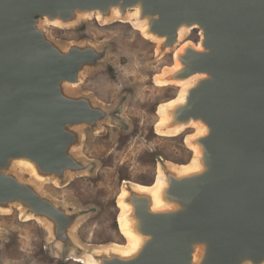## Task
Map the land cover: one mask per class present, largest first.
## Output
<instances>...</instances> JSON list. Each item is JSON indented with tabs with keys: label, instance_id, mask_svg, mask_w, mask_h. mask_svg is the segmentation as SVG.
<instances>
[{
	"label": "water",
	"instance_id": "95a60500",
	"mask_svg": "<svg viewBox=\"0 0 264 264\" xmlns=\"http://www.w3.org/2000/svg\"><path fill=\"white\" fill-rule=\"evenodd\" d=\"M136 1L0 0V206L17 203L24 214L27 209L26 215L56 225V238L64 245L72 243L68 231L76 217L6 170L11 163L17 166L15 157L27 155L40 174L57 182L67 172L84 174L92 164L81 163L71 153L79 152L75 148L83 143L82 127L108 116L120 123L124 118L121 107L108 113L87 99L66 95L65 88H70L66 81L82 79L83 67L101 55L92 47L62 50L39 24H46L48 16L60 17L64 26L91 9L101 10L104 18L113 17L112 5L121 4L126 13ZM148 14L155 15L152 28L167 35L164 51H173L182 22L203 30L207 48L188 49L182 76L206 72L210 78L190 94L186 107L176 110L172 125L202 117L212 129L201 139L210 168L201 176L180 180L175 169L162 165L172 184L167 196L182 205L175 213L156 214L152 197L127 184L132 216L141 220L137 228L150 239L134 257L115 248L89 261L194 264L192 242L205 240L204 264H240L245 255L260 262L264 258V0H144L143 16Z\"/></svg>",
	"mask_w": 264,
	"mask_h": 264
},
{
	"label": "rangeland",
	"instance_id": "374dc122",
	"mask_svg": "<svg viewBox=\"0 0 264 264\" xmlns=\"http://www.w3.org/2000/svg\"><path fill=\"white\" fill-rule=\"evenodd\" d=\"M106 18L103 23L77 16L63 27L47 26L44 21L39 24L49 41L62 50L71 46L97 50L101 58L85 65L80 85L65 88V93L87 99L108 113L121 107L124 122L108 116L82 127V149L71 153L81 163L92 164L91 168L84 174L67 172L63 179L57 178L59 186L41 184L11 163L6 173L38 190L76 220L68 231L72 243L64 245L56 238V225L37 215L41 222L27 220L19 214L18 204H11L10 214H0V264H85L96 254L111 252L125 242L117 203L125 183L151 185L159 163L174 170L192 156L185 143L190 130L166 136L156 129L159 106L178 93L172 84L155 82V77L173 64L174 51L158 50L129 19ZM199 39L196 29L185 40L197 43ZM25 211V215L29 213Z\"/></svg>",
	"mask_w": 264,
	"mask_h": 264
},
{
	"label": "bare ground",
	"instance_id": "6f19581e",
	"mask_svg": "<svg viewBox=\"0 0 264 264\" xmlns=\"http://www.w3.org/2000/svg\"><path fill=\"white\" fill-rule=\"evenodd\" d=\"M112 15L118 20L124 21L129 19L134 29L141 34L144 39L150 40L157 45V49L160 50L161 46L166 42L167 35H161L159 32L152 28V20L155 18L154 14H148L143 16L144 0H138L133 6H131L126 13L123 11L121 4L111 6ZM83 18H96L99 21L106 23L107 19L104 18L103 12L99 9H91L83 13ZM46 24L49 26L63 27L62 19L60 17L51 19L45 17ZM125 22V21H124ZM199 29L201 35L199 41L193 42L185 40L193 30ZM198 24H191L187 21L182 22L178 28L179 39L174 45V61L170 67H166L155 77V82L158 85L165 86L172 84L178 88L177 95L169 101L161 104L157 111L158 121L156 123V129L161 135L177 136L182 131H189L188 136L185 139V143L189 150L192 152V156L187 164L179 165L175 168L180 180L193 178L203 175L209 170V165L205 160L204 146L201 139H206L211 133L212 129L205 124L202 117L197 118L190 117V119L178 122L172 125L175 121L176 110L186 107L190 94L198 88V86L204 81L210 78L206 72H194L189 76H182L188 64L184 61L187 55L188 49L193 48L195 51H204L207 46L204 43L203 30ZM171 48H167L166 51H170ZM161 53V52H160ZM179 76V77H176ZM82 79L77 81H66L67 85L76 88L80 85ZM77 151L81 150V145L77 148ZM17 168L20 171L28 174L31 179H34L41 184L52 182L59 186V183L51 176H44L40 174L36 162L27 155H20L15 157ZM16 168V169H17ZM39 183V184H40ZM125 184H130L125 183ZM140 193L149 194L153 199V205L151 209L156 214L162 213H175L182 208V205L177 200L170 199L167 196L171 189V182L165 175L162 165L159 163L157 166L155 181L151 185L142 184H130ZM129 195L128 187L126 185L122 188L118 196V223L119 230L123 235L125 242L123 244L116 245L115 248L123 252L125 256L131 258L140 253L142 247L150 239V236L142 233L137 228L141 221L139 217L132 216L133 206L126 200ZM19 214L25 216V219L35 218L33 215H25L22 205H18ZM12 212L11 206H0V214H10ZM193 259L194 264H204L206 260V254L208 252V244L205 240H199L192 242ZM91 259V258H90ZM83 262V261H82ZM85 264H99V262L85 261ZM240 264H264V258L260 262H256L250 256L245 255L241 258Z\"/></svg>",
	"mask_w": 264,
	"mask_h": 264
}]
</instances>
